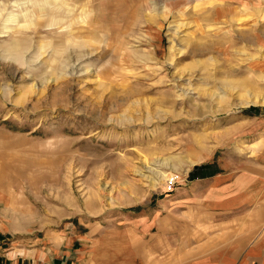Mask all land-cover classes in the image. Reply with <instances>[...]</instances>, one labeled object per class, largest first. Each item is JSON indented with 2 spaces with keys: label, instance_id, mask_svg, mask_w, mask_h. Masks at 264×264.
<instances>
[{
  "label": "rangeland",
  "instance_id": "obj_1",
  "mask_svg": "<svg viewBox=\"0 0 264 264\" xmlns=\"http://www.w3.org/2000/svg\"><path fill=\"white\" fill-rule=\"evenodd\" d=\"M262 160L264 0H0V264Z\"/></svg>",
  "mask_w": 264,
  "mask_h": 264
},
{
  "label": "crops",
  "instance_id": "obj_2",
  "mask_svg": "<svg viewBox=\"0 0 264 264\" xmlns=\"http://www.w3.org/2000/svg\"><path fill=\"white\" fill-rule=\"evenodd\" d=\"M207 171L197 168L196 182L185 185L170 218L133 213L123 226L82 238L88 252L42 259L46 264H264V160L248 170L223 167L206 177Z\"/></svg>",
  "mask_w": 264,
  "mask_h": 264
},
{
  "label": "bare ground",
  "instance_id": "obj_3",
  "mask_svg": "<svg viewBox=\"0 0 264 264\" xmlns=\"http://www.w3.org/2000/svg\"><path fill=\"white\" fill-rule=\"evenodd\" d=\"M252 38V37H251Z\"/></svg>",
  "mask_w": 264,
  "mask_h": 264
}]
</instances>
